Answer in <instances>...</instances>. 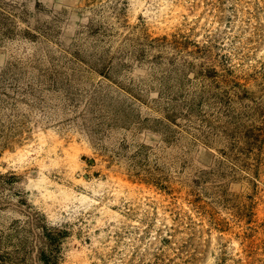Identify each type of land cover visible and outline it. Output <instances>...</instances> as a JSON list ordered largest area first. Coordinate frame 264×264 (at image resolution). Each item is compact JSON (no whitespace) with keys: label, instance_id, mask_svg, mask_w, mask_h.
Returning <instances> with one entry per match:
<instances>
[{"label":"rangeland","instance_id":"1","mask_svg":"<svg viewBox=\"0 0 264 264\" xmlns=\"http://www.w3.org/2000/svg\"><path fill=\"white\" fill-rule=\"evenodd\" d=\"M264 264V0H0V264Z\"/></svg>","mask_w":264,"mask_h":264},{"label":"trees","instance_id":"2","mask_svg":"<svg viewBox=\"0 0 264 264\" xmlns=\"http://www.w3.org/2000/svg\"><path fill=\"white\" fill-rule=\"evenodd\" d=\"M44 262H45V264H51L50 259H49V262H48V259H47V261L45 260Z\"/></svg>","mask_w":264,"mask_h":264}]
</instances>
